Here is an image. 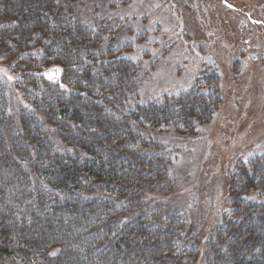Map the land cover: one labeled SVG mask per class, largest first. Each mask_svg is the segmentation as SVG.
Returning <instances> with one entry per match:
<instances>
[{"label": "trees", "instance_id": "1", "mask_svg": "<svg viewBox=\"0 0 264 264\" xmlns=\"http://www.w3.org/2000/svg\"><path fill=\"white\" fill-rule=\"evenodd\" d=\"M72 2L0 0L2 55L17 57L22 72L58 65L70 88L21 75V132L9 144L0 88V264H162L176 252L180 226L169 221L157 229L147 217L123 225L127 205L107 198L127 199L156 187L155 157L138 156L139 137L128 120L191 131L219 106V79L204 75L185 94L113 118L115 106L131 94L137 68L110 61L112 50L99 54V64L93 59L102 36L71 18ZM31 49L40 55L27 54ZM45 125L56 128L62 151ZM95 183L102 185V197H89ZM251 191L264 200V156L237 164L229 178L233 212L218 231L212 264H264V201L239 199Z\"/></svg>", "mask_w": 264, "mask_h": 264}, {"label": "rangeland", "instance_id": "2", "mask_svg": "<svg viewBox=\"0 0 264 264\" xmlns=\"http://www.w3.org/2000/svg\"><path fill=\"white\" fill-rule=\"evenodd\" d=\"M68 7L72 19L102 36L93 51L98 64L99 54L112 50L116 55L110 61L125 60L137 68L131 94L114 108L115 119L132 107L185 94L204 75L218 77L219 106L209 121L194 124L191 131L128 120L139 137L138 156L155 157L156 187L127 199L107 196L127 205L123 225L147 217L157 229L168 227L169 221L180 226L176 252L162 264H212L218 231L233 212L229 178L237 164L264 156V0H74ZM28 53L38 56L41 51ZM4 57L0 50L4 141L9 144L21 132V75L41 76L65 92L70 88L58 65L22 72L17 57ZM81 61L87 65V60ZM205 89L200 85L199 91ZM45 126L48 139L62 151L56 128ZM91 186L89 197H102V185ZM239 199L249 204L264 201L257 191Z\"/></svg>", "mask_w": 264, "mask_h": 264}]
</instances>
